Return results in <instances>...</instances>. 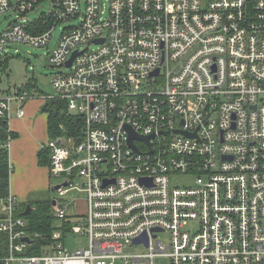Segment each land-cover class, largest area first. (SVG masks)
Masks as SVG:
<instances>
[{
	"label": "built area",
	"instance_id": "built-area-1",
	"mask_svg": "<svg viewBox=\"0 0 264 264\" xmlns=\"http://www.w3.org/2000/svg\"><path fill=\"white\" fill-rule=\"evenodd\" d=\"M8 15L4 62L7 47L49 48L75 21L49 53L56 96L43 100L83 123L44 145L62 178L50 235L0 197V264H264V0H0ZM32 98L27 85L0 96V128ZM127 126L149 138L138 152Z\"/></svg>",
	"mask_w": 264,
	"mask_h": 264
},
{
	"label": "crops",
	"instance_id": "crops-1",
	"mask_svg": "<svg viewBox=\"0 0 264 264\" xmlns=\"http://www.w3.org/2000/svg\"><path fill=\"white\" fill-rule=\"evenodd\" d=\"M34 85L29 88L33 98L24 105L25 116H18L20 105L14 103L7 125L9 132L14 135L9 147L12 170L8 193L23 204L34 201V194L50 190L52 178L50 167L39 165V152L44 150V145L50 139L49 114L43 109L46 95L39 94L37 85ZM9 93L11 90L1 96Z\"/></svg>",
	"mask_w": 264,
	"mask_h": 264
},
{
	"label": "rangeland",
	"instance_id": "rangeland-1",
	"mask_svg": "<svg viewBox=\"0 0 264 264\" xmlns=\"http://www.w3.org/2000/svg\"><path fill=\"white\" fill-rule=\"evenodd\" d=\"M43 5V4H42ZM44 8L49 7V3L43 5ZM10 15V14H9ZM8 18L1 17L0 18V33L5 31L9 25V23L15 19L14 15L9 16ZM30 17H34V13H30ZM75 21L64 22L55 27L53 30V38L50 43V47H35L25 43H17L11 48L7 47L8 50V59L6 62L0 59V96L2 94L7 93V91H14L15 86H22L27 84L30 80L37 85L39 89V94L46 96H56V90L53 87L52 79L54 75L58 72V69L53 67L50 64V51L54 50L59 42V37L61 35L62 29L67 28L70 24H74ZM52 177V176H51ZM62 178H51L50 190L36 193L32 197L34 201L36 200H57L58 194L56 191H52V188L61 184ZM180 187H185L191 184V180L186 177H181L174 182ZM38 194V195H37ZM36 195V196H35ZM79 202L77 203V207L75 206V211L79 213H85L86 211V202L84 198L85 194L79 195ZM74 211V209H73ZM72 212V211H70ZM161 238L167 239L168 234H161ZM80 238V237H79ZM80 244L78 247H85L86 245V237H82L79 239ZM0 242L1 247L6 245V234L0 232ZM79 243V242H78ZM70 250L74 248L72 245H68ZM142 250V248H134L131 249V252H137ZM158 264H170V261L164 258H159L157 260Z\"/></svg>",
	"mask_w": 264,
	"mask_h": 264
},
{
	"label": "trees",
	"instance_id": "trees-1",
	"mask_svg": "<svg viewBox=\"0 0 264 264\" xmlns=\"http://www.w3.org/2000/svg\"><path fill=\"white\" fill-rule=\"evenodd\" d=\"M6 62V61H5ZM35 83H28V88H32ZM44 111L49 114V136L52 139H56L65 134H71L73 136L81 135V126L83 119L79 116H75L69 112L65 102L53 99L45 102ZM63 124L66 130H61L60 125ZM13 138V133L8 132V126L5 121H2V127L0 128V182H6L7 187L0 188V197L8 195L9 184V150L6 147L8 135ZM39 165L49 166V152L42 150L39 152ZM23 208L18 212V215L25 216L27 205L36 207L32 213L25 216L31 225V228L47 236L50 235L55 229V219L53 217L52 200H36L22 204Z\"/></svg>",
	"mask_w": 264,
	"mask_h": 264
},
{
	"label": "water",
	"instance_id": "water-1",
	"mask_svg": "<svg viewBox=\"0 0 264 264\" xmlns=\"http://www.w3.org/2000/svg\"><path fill=\"white\" fill-rule=\"evenodd\" d=\"M97 44H100V43H103L104 41L103 40H96L95 41ZM76 54L73 55V57L71 58V60L67 63L68 67H71L72 66V62L75 58ZM159 74V70H157L152 76L154 75H158ZM127 131L129 132V145L136 151L138 152V150L136 149V147L134 146V140L135 139H138V140H145L147 141L149 138H144L142 136H139L136 132H134V130L131 128V127H126ZM177 134H183L185 136H188V137H191L189 134L187 133H183V132H180V131H177L176 132ZM110 182L107 181L106 184H109ZM7 187V183L6 182H0V188H5ZM59 187H55V188H52V191H55L56 189H58ZM53 205H55V203L53 202ZM31 205H27V208H26V211L24 212V215L25 216H28L30 215L31 213ZM25 242H29V243H32V241H30L28 238H25L24 239ZM139 242H145L146 244H148V238L147 236L143 237V238H140L136 241V243H139Z\"/></svg>",
	"mask_w": 264,
	"mask_h": 264
}]
</instances>
